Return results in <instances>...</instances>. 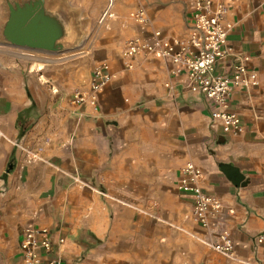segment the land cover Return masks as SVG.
Returning a JSON list of instances; mask_svg holds the SVG:
<instances>
[{"label":"crops","instance_id":"1","mask_svg":"<svg viewBox=\"0 0 264 264\" xmlns=\"http://www.w3.org/2000/svg\"><path fill=\"white\" fill-rule=\"evenodd\" d=\"M193 2L113 0L103 16L109 0H75L84 30L75 48L0 44V264H22L30 225L49 227L52 253L70 264H264V0H226L232 53L215 72L245 55L256 80L230 94L237 136L210 125L211 102L172 73L170 59L140 53L128 68L122 56L133 36L187 37ZM139 8L148 22L131 18ZM103 61L112 78L97 109L73 100ZM187 161L224 202L235 258L198 238L209 231L191 219L192 197L176 185ZM222 163L242 171L240 185Z\"/></svg>","mask_w":264,"mask_h":264},{"label":"built area","instance_id":"2","mask_svg":"<svg viewBox=\"0 0 264 264\" xmlns=\"http://www.w3.org/2000/svg\"><path fill=\"white\" fill-rule=\"evenodd\" d=\"M113 0H109L106 14ZM192 24L185 38L167 37L161 31H155L153 40H143L133 36L125 43L122 56L128 68L129 61L140 53L151 54L157 58L170 59L174 66L172 73L185 74L188 84L197 87L212 104L210 125H222L224 131L234 136L241 130L240 116L228 109L230 94L239 85L249 87L256 80L247 76L245 55H237L232 68L227 73H216L215 67L219 60L232 53L227 43V36L232 25L226 21L229 11L226 0H194ZM131 18L137 23L148 22L145 10L139 8L130 12ZM112 78L107 62L97 63L92 70L87 90L75 91L73 100L80 103L88 101L94 109L98 106V92ZM204 172L200 166L187 161L177 181V189L192 197L190 217L199 226L208 229L206 237H198L204 244L220 254L236 257L234 241L229 229L220 216L224 211V202L220 197L203 189L201 181ZM233 212V208L228 209ZM264 238L259 234L258 241ZM64 242L63 238L59 239ZM53 237L47 226H26L20 239L22 264H70L61 256L53 254Z\"/></svg>","mask_w":264,"mask_h":264},{"label":"water","instance_id":"3","mask_svg":"<svg viewBox=\"0 0 264 264\" xmlns=\"http://www.w3.org/2000/svg\"><path fill=\"white\" fill-rule=\"evenodd\" d=\"M0 14V44L60 53L75 48L84 35L79 9L69 0H0ZM221 166L240 185L242 171Z\"/></svg>","mask_w":264,"mask_h":264},{"label":"rangeland","instance_id":"4","mask_svg":"<svg viewBox=\"0 0 264 264\" xmlns=\"http://www.w3.org/2000/svg\"><path fill=\"white\" fill-rule=\"evenodd\" d=\"M75 0H69V2H70V4L72 5V6H74L75 8H78L79 9V4H74L73 2H74Z\"/></svg>","mask_w":264,"mask_h":264}]
</instances>
